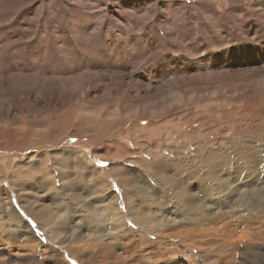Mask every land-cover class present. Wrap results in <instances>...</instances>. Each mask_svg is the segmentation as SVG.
Returning <instances> with one entry per match:
<instances>
[{
    "label": "rangeland",
    "instance_id": "374dc122",
    "mask_svg": "<svg viewBox=\"0 0 264 264\" xmlns=\"http://www.w3.org/2000/svg\"><path fill=\"white\" fill-rule=\"evenodd\" d=\"M263 10L0 0V264H264Z\"/></svg>",
    "mask_w": 264,
    "mask_h": 264
},
{
    "label": "bare ground",
    "instance_id": "6f19581e",
    "mask_svg": "<svg viewBox=\"0 0 264 264\" xmlns=\"http://www.w3.org/2000/svg\"><path fill=\"white\" fill-rule=\"evenodd\" d=\"M264 11V10H263ZM264 14V13H263ZM136 166V165H135ZM80 167V166H79ZM113 167V166H112ZM84 168V167H83ZM114 168V167H113ZM112 168V170H114ZM131 171V170H130ZM63 174H64V171L62 172ZM119 173V172H118ZM121 174V173H120ZM130 174V173H129ZM102 177V176H101ZM103 178V177H102ZM102 180H104V179H101L100 178V180L99 181H101V182H103ZM131 182V181H130ZM107 183V182H106ZM55 184V183H54ZM65 185V184H64ZM106 185V184H105ZM101 186V185H100ZM103 186H104V184H102V188H103ZM134 187V186H133ZM132 187V188H133ZM230 187V186H229ZM66 188V187H65ZM107 188V187H106ZM131 188V189H132ZM230 189V188H229ZM107 190V189H106ZM56 192V191H55ZM98 192V191H97ZM131 192V191H130ZM129 192V193H130ZM142 192V191H141ZM242 194L245 196L246 195V190H244L243 192H242ZM107 196V195H106ZM58 197H60V196H58ZM127 197V196H126ZM57 206L58 207H63L61 210H59L58 211V214H57V216L56 217H53V218H51L52 216L51 215H49V214H47V213H44V217H42L41 215V218L45 221V220H47L46 221V224L45 225H47V227L50 229V234H49V237L51 238V240H52V242L54 243V245L55 244H58V243H61V241L59 240L60 239V237H61V231L59 230V229H57V228H59V226H63L64 227V225L66 224V220H67V216H66V213L71 209V207H72V205H71V201H68L66 198H64V197H62L61 196V199H59L58 200V202H57ZM109 208L107 209V211L110 213V214H118V217L120 218V220H119V222L121 221V216L119 215V211L118 210H116V207L114 208L113 206H112V204L110 203L109 205ZM57 210V209H56ZM49 212V211H48ZM116 212V213H115ZM137 214V213H136ZM91 217L96 221V222H100L101 220H102V217H101V213L100 212H96V211H93V212H91ZM111 217V216H110ZM104 218V217H103ZM135 218V217H134ZM133 218V219H134ZM127 220V219H126ZM103 221V220H102ZM113 221V220H112ZM43 223V222H42ZM52 223V225L50 226V224ZM78 227V226H77ZM61 228V227H60ZM113 228H115V227H113ZM159 228H164V225H159ZM62 229V228H61ZM155 229H157V228H155ZM158 230V229H157ZM161 230V229H160ZM115 231V230H114ZM142 231H145V232H151L152 230L151 229H145V228H143L142 229ZM154 233H156V231L154 232ZM29 236V235H28ZM31 236V239L32 240H34L35 241V239H36V241L38 240L37 239V237L36 236H32V235H30ZM26 237V236H25ZM30 238V237H29ZM245 238V237H244ZM24 240H26V239H24ZM27 242V241H26ZM242 242V241H241ZM35 244V243H34ZM130 244H132V242H130ZM31 245V246H30ZM36 245H37V243H36ZM36 245H33V244H31V243H29V247H27L26 249L27 250H29V249H31L32 247H33V249L36 247ZM38 246H39V243H38ZM57 246H59L60 248H62V247H64V246H62L61 244H58ZM37 248V247H36ZM65 248V247H64ZM80 248H82V246L80 247ZM65 250V249H64ZM68 251H70L71 249H67ZM31 251V250H30Z\"/></svg>",
    "mask_w": 264,
    "mask_h": 264
}]
</instances>
